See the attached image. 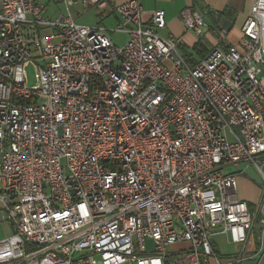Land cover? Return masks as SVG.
Listing matches in <instances>:
<instances>
[{
    "label": "built area",
    "instance_id": "1",
    "mask_svg": "<svg viewBox=\"0 0 264 264\" xmlns=\"http://www.w3.org/2000/svg\"><path fill=\"white\" fill-rule=\"evenodd\" d=\"M61 1L116 16L110 33L128 41L0 0V204L13 231L0 264H264V0L236 46L218 28L194 66L182 39L159 36L162 10L145 23L139 0ZM208 17L220 24L179 15L202 44ZM250 169L251 209L239 195ZM216 236L240 253L221 258Z\"/></svg>",
    "mask_w": 264,
    "mask_h": 264
},
{
    "label": "crops",
    "instance_id": "2",
    "mask_svg": "<svg viewBox=\"0 0 264 264\" xmlns=\"http://www.w3.org/2000/svg\"><path fill=\"white\" fill-rule=\"evenodd\" d=\"M36 1L40 2L41 4L45 6V10H46L45 17L50 21L56 20L60 15H64V14H61V10H60L61 6L65 8L61 0H36ZM130 1L132 0H117V4H124ZM139 2L144 11L143 21L145 23L150 21L151 14L154 11L156 10L164 11L167 26L164 30L158 33L159 36L162 38L173 37L177 39L179 38L182 39L183 47L180 49V52L181 53L183 52L187 56H193L194 58H196L197 56L194 52V47L197 43L200 42V40L197 37H195L193 33L187 32L185 30L179 18L180 13L185 8L193 7V6L197 7L200 11L227 13L228 18L226 19L230 20L234 26L232 30L226 34V42L230 45L236 46L241 36V28L246 18L250 15L251 7L254 3V0H139ZM77 5H79V7L82 8L81 4L77 1L73 7L69 8V10L65 8V10L70 15V10L75 8ZM112 16L113 15H110L107 17L100 16V18L103 19L101 21H104V20L109 19ZM113 17L116 19V22H118L117 17L116 16H113ZM212 21L213 19L208 17V24L210 26V29L207 31V36L205 40L206 43H203L210 52L213 49L219 47L217 36L214 33V30L211 29ZM99 26H102V25L100 24ZM111 34H114V33H110V35ZM239 183L241 184V182ZM240 189H239L240 198L245 202L253 203V201L247 197L246 193L243 192L242 189L240 191ZM4 225L7 226L8 228V233H6V235L10 237L13 231H12L11 226L7 222L2 220L1 204H0V228L5 227ZM8 237H4L3 239H6ZM218 237L225 239L222 236H216L215 238H218ZM179 249H180L179 247L175 248V250H179ZM214 249H215V245H214ZM237 255H229L223 259H231ZM243 264H253V263L248 261Z\"/></svg>",
    "mask_w": 264,
    "mask_h": 264
},
{
    "label": "rangeland",
    "instance_id": "3",
    "mask_svg": "<svg viewBox=\"0 0 264 264\" xmlns=\"http://www.w3.org/2000/svg\"><path fill=\"white\" fill-rule=\"evenodd\" d=\"M60 10L61 14L68 15L67 11L65 10V8H63V6L60 7ZM70 16H72V18L76 20V23L80 26L87 28L101 27L108 33L113 31L117 24L116 19L113 16L107 20L101 21L103 19L100 18L96 10L91 9L89 11H84L82 8L79 7V5L70 10ZM100 24L102 26H99ZM46 33L43 32V35H46ZM110 38L113 44L119 48L124 47L128 41V37L126 35L119 33L111 34ZM27 76L28 85L34 86L35 70L32 66L27 69ZM239 182H241V184L239 183V189L241 188L242 191L246 193L247 197L250 198L253 202L256 201L259 195V186L261 185V180L256 171L251 169L248 170L244 175L239 178ZM6 233H8L7 226L0 228V239L8 237ZM214 245L215 251L220 254L222 258H225L229 255H237L240 253L237 247L228 244L225 239L220 237L214 239ZM146 247L149 252L152 251V242L147 240ZM246 262L248 261L242 262V264ZM251 263L256 264L255 262Z\"/></svg>",
    "mask_w": 264,
    "mask_h": 264
},
{
    "label": "trees",
    "instance_id": "4",
    "mask_svg": "<svg viewBox=\"0 0 264 264\" xmlns=\"http://www.w3.org/2000/svg\"><path fill=\"white\" fill-rule=\"evenodd\" d=\"M193 8H195L196 10H199L197 7H195V6H193ZM218 15H219V18L220 19H222V18H228L227 17V13H225V12H219L218 13ZM219 28V25H218V22H216V21H212V28L211 29H213L214 31L216 30V29H218ZM212 30V31H213ZM194 52H195V54H196V58H194L193 56H187L186 54H184L183 52L181 53L182 55H183V57H184V59H185V61L189 64V65H191V66H194L195 64H197L198 62H200V61H202V60H204L207 56H208V54H209V50H208V48L204 45V44H202V43H197L196 45H195V47H194ZM247 204H248V206H249V208L251 209V207H252V203L251 202H247ZM217 253V252H216ZM218 254V253H217ZM219 255V254H218ZM220 256V255H219ZM221 257V256H220ZM222 258V257H221Z\"/></svg>",
    "mask_w": 264,
    "mask_h": 264
},
{
    "label": "water",
    "instance_id": "5",
    "mask_svg": "<svg viewBox=\"0 0 264 264\" xmlns=\"http://www.w3.org/2000/svg\"><path fill=\"white\" fill-rule=\"evenodd\" d=\"M233 26L234 25H233V23L230 20H228L226 18L220 19L219 29L222 32H224L226 34L229 33V31L232 30Z\"/></svg>",
    "mask_w": 264,
    "mask_h": 264
}]
</instances>
